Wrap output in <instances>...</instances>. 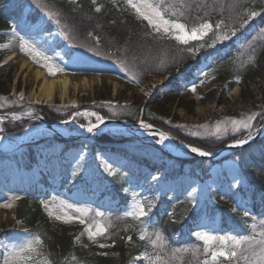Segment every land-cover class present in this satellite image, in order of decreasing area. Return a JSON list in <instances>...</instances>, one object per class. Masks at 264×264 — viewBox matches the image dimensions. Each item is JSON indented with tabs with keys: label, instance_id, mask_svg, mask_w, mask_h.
<instances>
[{
	"label": "rangeland",
	"instance_id": "1",
	"mask_svg": "<svg viewBox=\"0 0 264 264\" xmlns=\"http://www.w3.org/2000/svg\"><path fill=\"white\" fill-rule=\"evenodd\" d=\"M108 1L117 8L129 10L140 17L126 0ZM139 2L140 0H133V3ZM147 2L154 6L160 4L166 19L183 23L178 19L182 0H147ZM106 3L107 0L93 2L95 9L100 7L101 10ZM25 18L17 22L10 20L9 26L0 29V34L3 36V40L0 41V51L3 53L0 65H9L11 75L10 81L2 79L0 84V109L17 103L52 107L87 105L97 109L82 108L73 112L68 119L54 122H47L44 118L29 112H25L24 115L9 112L0 116L2 118L0 119V139L6 145L0 147V226L7 231L0 238V264H4L5 257L12 249L20 247L37 236L30 233L29 226L25 222L15 217V209L24 199L29 205H33L34 201L38 200L41 215L65 227L72 235L75 245L93 249L99 255L116 254L114 244L107 240L110 238L107 232L114 227L113 221L116 216L114 214L135 221L139 225V233L147 229L149 237L156 239L152 234L162 233L157 224V213L162 214L165 211L170 216V213L179 210L178 207L184 204L185 210L182 213L184 222L188 224L184 223L182 231L174 234L171 240L162 233L166 247L163 251L156 248L160 255L170 256L174 264H198V261L205 258L203 242L197 238L196 233L207 232L215 236L243 237L253 234L251 227L253 224L256 225V233L261 231V221H264V200L258 199L254 202L250 197L241 195L242 188H247L246 190L253 188L242 167L245 158L240 155V151L243 148L229 151L215 160H208L173 156L160 145V139L156 134H146L153 132L149 129V132L146 131L147 129L133 132L128 128L116 126L109 132H102L113 138L105 149L97 146L102 133L91 139L84 135L89 125L100 122L98 117L102 118V121L109 119L99 113L98 109L102 108L114 115L112 119L122 120L116 117L117 105H128L135 97L141 95L142 102L149 105L146 110L140 111L137 121L128 120L129 122L141 124L143 121L145 125L167 133L151 123V120L157 118L165 124L175 122L174 124L181 127L186 135L195 139L213 138L219 141L242 135L239 138L248 140L250 130L243 127L234 130L231 119L241 120L248 115L258 114L251 122L253 125L251 137H253L264 121V82L255 78L248 86L242 77L244 66L253 52L252 42L258 36V34L254 35L249 42L248 36L252 32L251 19L236 31L234 36H231V32L223 26L220 29L213 26L212 31L203 38L188 42H198V47L193 52L195 59L192 62L186 63L174 73L150 76L139 81L123 61H120V64L109 62L97 54H89L71 47L56 28L47 29V17L44 14H40L33 23ZM199 24L186 25V31L190 33L191 29ZM148 25L151 27V33L185 45L174 38L179 34L178 31L157 32L152 25L149 23ZM223 32H228L230 39L217 41L213 47H209L215 36ZM22 40L38 50L41 57L34 60L32 56L21 51ZM200 44L205 46L200 48ZM13 48L16 49L15 52L12 51ZM43 57L48 58V63L53 66L54 74H50L48 68L44 66ZM23 61L25 66L21 68ZM212 64L215 65L212 66ZM26 66L33 70L42 68L47 78H52L59 72H66L75 77H93L92 81L95 83L89 89L80 90L77 95L71 93V96L76 97L75 103L34 101L29 97V92L34 88L38 89L39 81L32 78ZM56 68L61 71H55ZM225 69H235V75L233 73V76L229 78L224 73ZM239 71L240 73H237ZM96 79H99V82H96ZM229 81L236 82L238 85L232 89L227 88ZM113 82L116 83L114 94L112 93ZM246 86H248L247 92L252 94V97L244 99L241 97V89ZM211 91L216 95L224 92L228 101L222 105L206 101V96ZM178 99L184 101L182 106L178 104ZM144 115L147 118H144ZM6 121L28 123L23 125L19 133L6 134L2 133L3 124ZM46 124L51 126L63 124L59 128L64 130V136H58L48 130ZM217 124L220 125V132L216 131ZM21 135L23 138L20 139ZM121 137H127L129 141L118 140ZM239 138L228 141L221 148L236 144L235 141L241 140ZM263 138L264 135L257 141ZM167 139L174 147L179 148L171 139ZM31 155H34L35 162L31 160ZM25 164H30L31 169L27 170ZM39 167L43 168L46 174L48 173L49 185L47 186H35L31 178L26 182L18 179L11 180L8 174L9 170H14L19 176H24L25 173L32 174L34 170L39 178ZM120 171L123 172L120 173ZM117 174L120 177L127 176L129 183L132 182V184L122 186L115 192L112 186ZM139 177L141 179L137 182ZM162 200L170 208L165 210ZM137 201L144 203L148 211V215L140 219L126 215L127 212L132 211ZM9 203L12 204V208L5 207ZM221 205H226L230 212H241V227L233 230H226L223 227ZM49 207L56 214L63 215L64 212H68L72 216L79 215L78 209H87L88 215L82 217L86 223L81 224L78 220L70 222L57 220L55 215H49ZM97 213L103 215H97ZM88 224L93 225V230L95 225L99 224L107 231L96 240H92L86 231ZM139 233L138 241L141 242V250L138 255L132 257L129 264H146L142 258L137 259V257H141L145 252L151 254L154 251L150 240L139 239ZM77 237H79L78 240ZM128 237L125 238V242L130 241ZM257 239H260L258 235ZM159 243L158 241V245ZM101 244L105 247H100ZM196 245L200 246V252L196 256H193L190 251L172 256L173 249H186ZM216 246H219L218 242ZM242 247L247 249L248 255L259 252L257 245L246 244ZM126 250L130 252L131 245ZM42 252L52 261V264H57L44 242ZM62 262L64 264H94L90 260L77 256ZM219 264H228V261L221 258ZM232 264L237 262L233 261ZM239 264H245V262L241 260Z\"/></svg>",
	"mask_w": 264,
	"mask_h": 264
},
{
	"label": "trees",
	"instance_id": "2",
	"mask_svg": "<svg viewBox=\"0 0 264 264\" xmlns=\"http://www.w3.org/2000/svg\"><path fill=\"white\" fill-rule=\"evenodd\" d=\"M26 8H28V11L25 15ZM251 11H256L259 14L253 17L250 22L252 32L248 36L249 42L252 41L254 35L258 34V36L252 42L253 52L250 60L244 66V73L242 74L243 81L248 86L255 78L264 82V0H182L180 17H178L187 26H195L205 21L215 26L223 21L221 26L229 31L232 28H236L238 31L243 27H241V24L243 20L248 18ZM49 13L52 15L50 16ZM40 14L46 15L48 18L47 29L56 28L71 47L89 54H97L109 62L120 64V61H123L130 67L139 81L150 76H163L168 72L174 73L180 67L195 59L193 52L190 53L188 49L196 50L198 47V42L183 45L173 39L151 33V28L145 20L128 10L117 8L108 0L105 7L99 12L96 11L92 0H77L75 2L71 0H0V29L7 27L8 21L17 22L24 17L33 23L39 18ZM1 40H3L2 34H0ZM2 56L3 53L0 51V60ZM191 66L195 67L194 64ZM234 71L235 69H225L224 73L230 78L233 73L235 75ZM237 73H240V71ZM2 79L11 80L9 65H0V84ZM236 85V82L229 81L227 88L232 89ZM248 86L241 89V97H244V99L252 97V94L247 92ZM142 97L141 95L135 97L133 102L128 105H117L116 117L137 121L140 111L142 109L146 110L149 105V103L144 104L142 102ZM227 99L224 92L216 95L211 91L206 96V101H211L216 105L226 103ZM178 100V104L182 106L184 101L182 99ZM190 104L192 105L193 102L191 101ZM82 108L97 109L87 105L52 107L49 105L17 103L0 109V112L20 115L29 112L44 118L47 122H54L68 119L73 112L75 113ZM97 111L105 117H115L102 108ZM143 117L147 118L145 115ZM27 123L23 121L20 123L6 121L5 125L3 124L4 131L2 133H19L23 125ZM151 123L189 145L196 146L209 153L215 152L228 141L236 140L242 136L236 135L219 141H215L213 138L195 139L186 135L181 127L174 124L175 122L165 124L163 121L154 118ZM112 139L109 135H101L97 146L100 149H105L107 147L103 144L112 142ZM118 140L129 141L127 137H121ZM240 155L245 158L242 167L253 187L249 190L242 188L241 195L250 197L254 202L258 199L264 200V138L243 148ZM31 160L35 161L34 155H31ZM25 167L29 168L30 164H25ZM122 172L120 171V173ZM113 181L112 189L116 192L122 186L128 184L130 180L127 179V176L120 177L117 174ZM25 200L17 206L15 217L29 226L30 233L41 237L57 264H64L62 260L66 261L73 256L85 258L94 264H129L132 257L140 253L139 225L129 218L114 214L116 215L115 221H113L114 227L107 232V235H110L107 240L114 244L116 254L99 255L93 249L75 245L72 241V235L68 233L65 227L41 215L38 200H35L33 205L27 204ZM184 206V204L180 205L179 210H174L170 213V216L165 211L162 214L157 213V224L169 240L173 238L174 234L181 232L183 229L182 226L185 223L184 214L182 213L185 210ZM220 207L222 225L226 230L241 227L240 211L230 212L226 205ZM164 208L166 210L170 206L165 204ZM6 232L0 226V238ZM128 236L131 237V240L125 242V238ZM129 245H131L132 250L127 252L126 249Z\"/></svg>",
	"mask_w": 264,
	"mask_h": 264
},
{
	"label": "snow or ice",
	"instance_id": "3",
	"mask_svg": "<svg viewBox=\"0 0 264 264\" xmlns=\"http://www.w3.org/2000/svg\"><path fill=\"white\" fill-rule=\"evenodd\" d=\"M95 2V0H93ZM127 4L131 6L138 15L142 16L144 19L148 21L150 25H152L157 32H160L163 30L165 33H169L170 31H178L179 34L176 35L174 38L177 41H180L182 43L187 44L190 40H197L203 38L205 35H207L210 31L213 29V25L210 22H203L200 23L198 26L193 27L191 29V32L189 33L186 31V25L183 23H178L174 20L166 19L164 12L161 10V5L156 4L155 6L147 2V0H140L139 3H133V0H126ZM101 9L100 7L96 8V11L99 12ZM259 13L256 11H251L248 15V18L243 20L241 27L244 24L248 23L249 19H252L253 17L257 16ZM51 16L52 14L49 13ZM59 23V21H57ZM223 24V21L220 23H217L215 27L217 29L221 28V25ZM237 29L232 28L230 30L231 36H234L236 34ZM230 39V35L228 32H223L221 34H218L215 36V38L212 41V44L208 45L209 47H213L217 41H223ZM205 45L200 44L199 47L203 48ZM21 51H24L28 55L32 56L34 60L41 57V53H39L38 50H36L33 46H30L27 41H21L20 43ZM188 51L190 53L194 52V49L189 48ZM44 60V66L48 68L50 74H54L53 66L48 63V58L43 57ZM55 71H61V69L56 68ZM239 78L237 77V80ZM193 91H195V88H193ZM92 115H96L95 113H92ZM256 115L258 114H251L248 115L245 119L236 120L231 119V123L234 126V130H239L240 127H243L245 129H249L248 139H251V129L253 128L252 120L256 118ZM16 118V117H14ZM2 119V118H0ZM98 120L102 122V118L98 117ZM141 124L144 127H150V125H145L143 121H141ZM83 127V125H82ZM98 125L91 124L89 125L86 130L91 133L93 132ZM206 127V126H202ZM220 125L217 124L216 131L220 132ZM160 141L163 142L168 137L164 134H160ZM247 140L241 139L235 141L237 145L239 144H245ZM191 151L195 153H199L200 155L207 156L211 155V153L203 151L202 149L198 147H191ZM110 167V166H109ZM5 207H12V204H6ZM151 206H149L150 208ZM79 212V215L72 216L69 215L68 212H64L63 215L56 214L52 211V209L49 207V215H55V218L57 220H63L65 222H70L72 220H78L81 224H85L86 221L82 218L84 216L88 215L87 209L84 210H77ZM97 215H103L102 213H97ZM128 216H133L136 219H140L141 217H145L148 215V211L145 209V204L137 201L135 205L132 208V211H129L126 213ZM247 215V213H245ZM261 231L259 233H256V225L253 224L251 227L253 229V234L249 236H215L210 233L204 232V233H196L195 235L197 238L203 242V252L205 254V258L202 261H198V264H219L221 258L223 260L228 261V264H232L233 261H236L237 264H239V261L243 260L245 264H264V221H261ZM87 234L90 239L96 240L97 237L101 236L104 232L107 231L106 228H104L102 225L96 224L95 230H93V225L88 224L86 228ZM152 235L156 237V239H151L149 237V234L147 232V229L141 230L139 233V239L145 240L148 238L150 240V243L154 247L153 253L145 252L142 254L141 257H137V259H143L146 264H174L172 258L165 257L159 254L158 251H156V248L158 247L160 251H163L166 247L164 243V238L162 233L155 232ZM257 235L260 237V239H257ZM77 240L79 237L76 238ZM129 240H131V237H128ZM158 241L160 242L158 245ZM217 242L219 243V246L217 247ZM229 242H231L229 244ZM257 245L259 247V252H253L251 255L246 254L247 249L243 248V245ZM43 247V241L41 240L40 236H34L32 239L28 240L25 244L21 245L18 248L12 249L8 256L5 257L4 264H52V261H50L47 257L43 255L42 252ZM100 247H105V245L101 244ZM190 251L193 256H196L200 252V246H192L190 248L186 249H173L172 250V256H175L177 253ZM39 257V259H37Z\"/></svg>",
	"mask_w": 264,
	"mask_h": 264
},
{
	"label": "bare ground",
	"instance_id": "4",
	"mask_svg": "<svg viewBox=\"0 0 264 264\" xmlns=\"http://www.w3.org/2000/svg\"><path fill=\"white\" fill-rule=\"evenodd\" d=\"M142 17V16H141ZM16 51V49H12V51ZM25 62L23 61L21 64V68H24ZM27 67V66H26ZM27 70H29L30 74L32 75V78L37 82V90L31 89L29 92V97L34 100V101H39V102H47V103H52V102H69V103H75L76 97L71 96V93H77L80 90L84 89H89L91 85H93L95 82L92 80L94 79L93 77H87V76H79L75 77L72 76L69 73L66 72H59L55 74L54 77L52 78H47L44 76V71L42 68H35L34 70L27 67ZM98 78V77H97ZM96 82H99V79H96ZM116 89V83H112V93H115ZM106 128V124H101L98 131L103 130ZM87 131V130H86ZM97 130H94L93 132L89 133L88 131L85 132L84 135H87L89 139H91ZM59 132L61 134H64V130L59 129ZM149 132V131H148ZM147 135L150 134H156L159 139H161L160 134L154 133V132H149L146 133ZM160 145L165 148L167 151H169L173 156H187V154L181 149L174 147V145L171 143L170 140L165 139L163 142H160ZM0 146H6L5 143L0 139ZM9 177L11 180H20L19 174L14 171V170H9ZM36 180L37 176L34 172L32 171V174L25 173L23 176L24 182L27 180ZM12 208V207H11Z\"/></svg>",
	"mask_w": 264,
	"mask_h": 264
},
{
	"label": "water",
	"instance_id": "5",
	"mask_svg": "<svg viewBox=\"0 0 264 264\" xmlns=\"http://www.w3.org/2000/svg\"><path fill=\"white\" fill-rule=\"evenodd\" d=\"M106 122L108 123L110 128L115 127V126H122V127L130 129L133 132L138 131V130L144 131L143 129H147V130L149 129V130H152V131L157 132V133H164L169 139H171L176 145H178L188 155L187 157L196 158V159L215 160L221 156L226 155V153L229 151H237L238 149L244 148L245 146L251 144L252 142L257 141L258 139H260L264 135V121H263V124L260 126L258 133L255 134L253 137H251V139H248L245 144H239V145L229 144V145L224 146L223 148L219 149L217 152H215L211 155L203 156V155H200L199 153L192 152L191 148H189L183 142H181L177 138L163 132L162 130H160L158 128H154V127H150V128L146 127L145 128L141 124H137V123H133V122H129V121H124V120L110 119V120H107ZM46 127L48 130L54 132L56 135L61 136V134L59 132H57L55 129H53V126H51L50 124H46ZM103 132H105V131H103Z\"/></svg>",
	"mask_w": 264,
	"mask_h": 264
}]
</instances>
